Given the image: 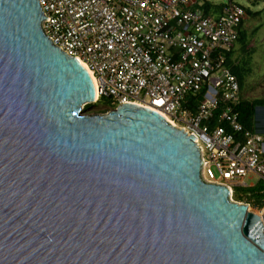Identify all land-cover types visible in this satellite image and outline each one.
Here are the masks:
<instances>
[{
  "label": "water",
  "instance_id": "95a60500",
  "mask_svg": "<svg viewBox=\"0 0 264 264\" xmlns=\"http://www.w3.org/2000/svg\"><path fill=\"white\" fill-rule=\"evenodd\" d=\"M39 0H0V264H264L246 204L201 178L195 137L122 104L86 115L88 72Z\"/></svg>",
  "mask_w": 264,
  "mask_h": 264
},
{
  "label": "built area",
  "instance_id": "2783aa9c",
  "mask_svg": "<svg viewBox=\"0 0 264 264\" xmlns=\"http://www.w3.org/2000/svg\"><path fill=\"white\" fill-rule=\"evenodd\" d=\"M39 2L45 36L95 79L94 103L141 106L192 134L202 180L220 183L229 196L254 188L245 179L264 183V134L245 128L236 111L241 87L230 57L243 7L230 1L216 10L205 0ZM254 214L264 227V198Z\"/></svg>",
  "mask_w": 264,
  "mask_h": 264
},
{
  "label": "rangeland",
  "instance_id": "374dc122",
  "mask_svg": "<svg viewBox=\"0 0 264 264\" xmlns=\"http://www.w3.org/2000/svg\"><path fill=\"white\" fill-rule=\"evenodd\" d=\"M214 4L217 9L227 5L229 0H205ZM234 3L247 10V15L243 21V37L234 46L231 54V64L240 71L241 75V101L242 102H264V0H232ZM234 67V68H235ZM104 101H99L84 107L86 115H102L113 110ZM251 128L254 132L264 134V105L256 108L255 115L252 118ZM247 186L254 188H242V193H251L253 199H262L264 195L260 193L264 190V183L258 181L256 177L245 179ZM232 196H229L230 202L247 204L249 202L246 195L238 194L234 189ZM259 195V196H257ZM248 210L255 213L256 206L249 204Z\"/></svg>",
  "mask_w": 264,
  "mask_h": 264
},
{
  "label": "trees",
  "instance_id": "16d2710c",
  "mask_svg": "<svg viewBox=\"0 0 264 264\" xmlns=\"http://www.w3.org/2000/svg\"><path fill=\"white\" fill-rule=\"evenodd\" d=\"M242 37H243V29H241L240 32H239V38H238L237 43L241 40ZM234 67L235 66L231 67L232 71L238 77L239 81L241 82L240 71L238 70L237 67H235V68ZM262 105H264L263 101H254V102H251V103H249V102H241L237 106V110L236 111L238 113L239 122L241 124H243L245 126V128H247L248 130H252V128H251L252 118L255 115L256 108L258 106H262ZM245 189H250V188H245ZM240 190L241 189H238L237 193L241 192ZM243 194L246 195V198L249 201V202H246L247 204H254L255 206H259L260 205V200L261 199H258V200L253 199V195L251 193H249V192L243 193ZM257 196H259V195H257Z\"/></svg>",
  "mask_w": 264,
  "mask_h": 264
},
{
  "label": "bare ground",
  "instance_id": "6f19581e",
  "mask_svg": "<svg viewBox=\"0 0 264 264\" xmlns=\"http://www.w3.org/2000/svg\"><path fill=\"white\" fill-rule=\"evenodd\" d=\"M76 61L87 71L86 66L84 64H82V62H80L78 59H76ZM87 72H88L89 76L91 77V80H92L93 85H94V89H95V98H94V100H96L97 99V84H96L95 79L92 77L91 73H89V71H87Z\"/></svg>",
  "mask_w": 264,
  "mask_h": 264
},
{
  "label": "clouds",
  "instance_id": "9594fccd",
  "mask_svg": "<svg viewBox=\"0 0 264 264\" xmlns=\"http://www.w3.org/2000/svg\"><path fill=\"white\" fill-rule=\"evenodd\" d=\"M230 1H232V0H229V2ZM233 2V1H232ZM234 3V2H233ZM236 4V3H235ZM210 5H213V8L215 7V9L217 10V7L214 5V4H211L210 3ZM210 5H207L208 7L210 6ZM238 5V4H237ZM211 8H212V6H210ZM218 9H221V8H218ZM245 11H246V15H247V10L245 9ZM242 26H243V23H242V25H241V27H240V30L242 29Z\"/></svg>",
  "mask_w": 264,
  "mask_h": 264
}]
</instances>
